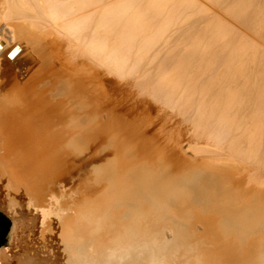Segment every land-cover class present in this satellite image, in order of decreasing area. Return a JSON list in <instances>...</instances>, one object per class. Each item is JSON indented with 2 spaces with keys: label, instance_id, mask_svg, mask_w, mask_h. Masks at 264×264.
I'll use <instances>...</instances> for the list:
<instances>
[{
  "label": "bare ground",
  "instance_id": "obj_1",
  "mask_svg": "<svg viewBox=\"0 0 264 264\" xmlns=\"http://www.w3.org/2000/svg\"><path fill=\"white\" fill-rule=\"evenodd\" d=\"M104 1L108 2L0 0V75L12 68L11 78H20L21 90L32 95L36 83L43 80V77L34 80L31 75L32 65L40 60L37 56L43 54L45 59L56 54L60 64L66 61L61 68L64 67L67 80L69 72L78 69L80 75L77 72L74 81L80 83L79 88L85 76L80 72L84 66L80 56L86 50L99 57L110 72L118 74L127 69V76V72L132 74L130 84L113 80L107 82L109 86L126 90L136 85L152 93L149 97L152 100L148 101L157 122L170 118V113H166L167 117L159 114L165 107L180 113L181 123L186 122L184 133H188L187 138L180 134L184 139L182 148L196 150L198 147L192 142L199 140L202 141L197 143L199 153L205 150L215 162H249V166L241 167L253 172L263 169L264 0H116L106 4ZM98 7L104 9H93ZM72 54H79V59L73 56L76 60L70 66L66 58ZM63 78L60 83L65 82ZM61 86V91L53 92L63 94L59 104L72 102L78 108L83 107L79 92L69 91L71 88L67 86L69 90L62 92L65 87ZM4 89L5 84L0 83V103L10 109L17 107L10 105L6 95L2 96ZM126 93L129 98L132 92ZM34 102L24 97L18 99L22 111ZM119 109L122 114L124 108ZM22 111L16 114L19 118ZM74 111L72 117L78 115L76 120L85 114H76L78 110L70 108L65 112L69 115ZM74 138L79 140L77 133L70 139ZM3 142L0 134V149L8 150V144L1 146ZM68 143L73 145L71 140ZM128 146L126 150L132 153ZM195 150L193 154L198 153ZM160 157L155 162L161 170L136 165L118 172L122 162L117 167L99 166L96 172L109 177L108 189L93 203L83 201L77 215L72 216L75 225L71 227V221L65 222L62 232L57 223L67 182L50 185L48 198L40 203L39 197L32 200L21 193L17 197L14 194V198L12 194L9 196L12 181L2 176L0 212L6 216L7 232L0 245V264L200 263L199 249L182 228L193 211L220 214V230L238 243H249L253 240L249 237L256 235L254 248L247 249L250 254L245 250V255L253 261L249 260L250 264H264V195H259L262 191L255 196L246 195L245 202L242 198L237 202L238 192L236 195L229 191L221 176L204 168L191 172V167H188L191 171L186 173V168L177 175L167 170L169 158ZM26 174L25 171L22 176ZM1 183L5 185L3 194ZM48 224L54 232L46 229Z\"/></svg>",
  "mask_w": 264,
  "mask_h": 264
},
{
  "label": "rangeland",
  "instance_id": "obj_2",
  "mask_svg": "<svg viewBox=\"0 0 264 264\" xmlns=\"http://www.w3.org/2000/svg\"><path fill=\"white\" fill-rule=\"evenodd\" d=\"M108 2L113 3L116 2V0H108ZM108 2L104 1V4ZM210 6L208 4V7ZM100 8L101 7L93 9H104V7L103 9ZM209 9L211 10L212 6ZM45 53L44 55H46ZM50 56V54L45 56V59L43 54L37 56L40 57L37 63L38 65L30 61V64L34 63V65H32L34 70L31 71L34 80L36 77H43V80L37 82L36 86L32 89V95L21 90L23 84L20 83L18 85L20 78H11L13 74L11 73L13 72L12 68L9 71H3L2 75H0V83L5 84L2 96L6 95V98L10 101V105L17 106L15 107L16 109L12 107L11 110L5 104L0 103V134L4 139L1 146L8 144V150L5 149L6 147L0 149V178L2 179L7 176L10 178V181H12V186L9 190V192L13 190L12 193L6 192L9 196L12 194V198H14V196H19L21 193L20 195L29 196L33 198L32 200L39 197L40 201L38 202L40 203L48 198L47 188L50 185L55 186L54 183L58 184L61 181L67 182L68 184L65 186L66 196L60 199L62 206H60L62 213L60 214L62 218L60 217L61 222L59 221L57 223V225H60V227L57 226L59 232L65 230V222L70 223L71 221V224H69L71 227L73 226L72 224L75 225L76 222L74 217L77 215L79 206L83 204V201L88 200L93 203L108 189L109 177H107V174L100 175L99 172H96V169L99 168V166H111L113 164L117 167L119 165L117 164L118 162L123 163V165L120 163L122 166L119 165V169L117 167L118 172L124 170V168L126 172V168L131 170L132 167L136 168L137 166L140 167L143 165L151 168V170H156L157 168V170H161L159 163L156 164L157 162H155V159L157 156L158 158L160 156V158L165 156L169 158V162H167L170 166H168L167 163V170L177 175L178 173L180 175L181 172L184 173L183 169L186 168L185 172L191 171V169L193 170L191 172H195V169H199L201 172V168H204L214 172L218 177L221 176L220 178L223 179L224 182L226 181L225 184L227 183L229 191L232 190V193L238 192L237 194L240 196V199L237 200V202H240L241 198L247 201V196H255L261 191L259 195H264V180L263 178L261 179V177H264V171H261L264 168H259L258 172H253L247 167H241L243 165L249 166V162H242L240 164L233 162H228L229 164H227V161L215 162L212 160V156L205 153V150L202 151V149L200 150V152L202 151L201 154L199 153L197 150L199 149V144L197 145V143H202V141L199 140L196 141L197 143H195V140L192 142L193 145L196 144L198 147H194L197 151L195 149L193 150H195V153H199L193 154L192 149L182 148L184 139L180 134H184V138H187L188 133H184L186 122L181 123L183 122V118H179L182 116H179L180 113H178L179 115L176 113L178 111L173 110V112H170V107H162L166 110L162 112V109L159 111V114L164 113L165 117H167V114L170 113L171 116L166 119L162 118L157 122L148 101L152 100L149 98L152 93H149L150 91H147L145 87L141 88L133 85L132 89H134V92L131 88H126L128 95L132 92L131 95L128 96L129 98H126V90L118 86L117 88L109 86L107 82L113 80L122 83L126 81L130 84L132 74L127 72V76L125 73L127 71L126 68L125 72L117 70L118 74L110 72L106 64L102 62L99 57L85 50L84 56H80V61L84 62V66L80 72H83L85 76L84 78L82 77L81 80L82 86L78 88L80 83L74 81L77 72L79 73V71H77L78 69L69 72L71 76H69L70 80H67V74L64 75L65 69L64 67L61 68V65L66 61L60 64L56 54L52 57ZM73 56H76V54H72V57L69 56L66 58L67 62H70L68 65L72 63L74 65L76 58ZM78 56L76 57L78 58ZM47 58L49 59L48 61ZM72 58H74V61H72ZM33 60L35 61V58H33ZM1 69L2 66H0V71ZM18 74L21 75L22 73L18 72ZM61 77H65L62 79L65 81L64 83H60L59 80ZM67 81H70V84ZM66 82L67 84L65 86L68 84L70 85V87L69 85L67 86L69 89L71 88L70 90L67 88L69 91L79 92L78 94L81 95L80 100L83 102V107L78 108L74 106L72 102L66 103V105L58 103V99L61 97L60 94L62 93L54 95L53 92L55 93L57 90L61 91L59 86L62 85L61 87H65L63 84ZM74 82H76V86ZM42 87H48L49 89L42 91ZM55 89L57 90L54 91ZM64 89L67 90L65 87L62 89V92ZM128 90L131 91L129 92ZM136 91L139 93L136 94ZM20 97L35 102L22 111V104H18V99ZM69 104L71 105L69 106ZM67 108L78 110L76 114L77 112H85V114H83V116L81 114V116H79L80 120H76L75 118L78 117V115H76L75 118L72 117L75 116V111L69 115L66 114L65 111ZM119 108H124L122 114L118 113L120 112ZM19 111L23 112L22 118L16 115ZM175 113L176 116L174 115ZM172 117H174V119H172ZM113 119H117L118 122ZM178 128H180V131H178ZM74 133L78 134L79 140H77V138L70 139ZM70 140L74 146L68 143ZM189 140L192 141L191 138ZM132 143L134 146H137L136 148L139 150L136 149ZM126 146L132 149L129 150L132 153H128ZM201 147L202 145L200 144V149ZM161 149H164V151H160ZM183 150H187L188 152ZM121 156H123L122 159L124 160L120 159ZM206 164L208 166H205ZM188 167H191V169L189 170ZM163 170L165 169L163 168ZM25 171L27 174L22 176V173ZM205 171L206 170H204V172ZM209 171L206 172L209 173ZM1 186V194H3L5 187L4 183H1ZM236 195L235 197H237ZM244 199L242 202H245ZM196 212L193 211V215L191 214L190 217L186 218L189 220H187V224L185 226H183L184 224L182 225L184 234H187L186 237H188L192 243L195 242V246L200 251L202 262L196 264H250L248 262L249 260L253 262L250 258L247 259L245 250L247 252V249L250 248L249 250L251 251L252 247L254 248L256 244V235L249 237L254 240L250 241L252 242L251 246L250 242L244 244L243 242L238 243L233 236L231 237V235H228V237L221 231L222 229L219 225V221L222 217L220 214L216 212ZM46 229L53 232L55 231L53 227L50 229V224L46 226Z\"/></svg>",
  "mask_w": 264,
  "mask_h": 264
},
{
  "label": "water",
  "instance_id": "obj_3",
  "mask_svg": "<svg viewBox=\"0 0 264 264\" xmlns=\"http://www.w3.org/2000/svg\"><path fill=\"white\" fill-rule=\"evenodd\" d=\"M7 232V220L4 213L0 212V245L5 241Z\"/></svg>",
  "mask_w": 264,
  "mask_h": 264
}]
</instances>
